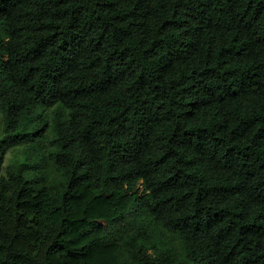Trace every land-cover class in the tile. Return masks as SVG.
Wrapping results in <instances>:
<instances>
[{
    "label": "trees",
    "instance_id": "trees-1",
    "mask_svg": "<svg viewBox=\"0 0 264 264\" xmlns=\"http://www.w3.org/2000/svg\"><path fill=\"white\" fill-rule=\"evenodd\" d=\"M0 115V264H264V0H0Z\"/></svg>",
    "mask_w": 264,
    "mask_h": 264
},
{
    "label": "rangeland",
    "instance_id": "rangeland-1",
    "mask_svg": "<svg viewBox=\"0 0 264 264\" xmlns=\"http://www.w3.org/2000/svg\"><path fill=\"white\" fill-rule=\"evenodd\" d=\"M12 153V151L9 153L8 149H5L3 144V121L0 115V166H6L9 163L8 154L11 156Z\"/></svg>",
    "mask_w": 264,
    "mask_h": 264
}]
</instances>
